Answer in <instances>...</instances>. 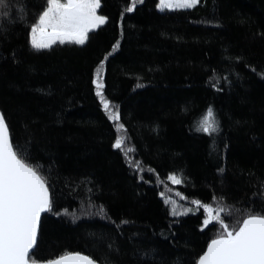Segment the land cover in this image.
Instances as JSON below:
<instances>
[{
	"label": "trees",
	"instance_id": "trees-1",
	"mask_svg": "<svg viewBox=\"0 0 264 264\" xmlns=\"http://www.w3.org/2000/svg\"><path fill=\"white\" fill-rule=\"evenodd\" d=\"M158 1L101 0L106 23L84 45L35 50L47 0H0V109L50 192L35 261L197 264L222 231L205 207L230 229L264 212V0ZM169 197L189 212L173 216Z\"/></svg>",
	"mask_w": 264,
	"mask_h": 264
},
{
	"label": "snow or ice",
	"instance_id": "snow-or-ice-1",
	"mask_svg": "<svg viewBox=\"0 0 264 264\" xmlns=\"http://www.w3.org/2000/svg\"><path fill=\"white\" fill-rule=\"evenodd\" d=\"M198 0H160L161 8H191ZM101 0H47L46 10L31 28V47L49 49L60 44L84 45L89 33L106 23L98 14ZM135 4L127 8L133 11ZM97 95L110 119L119 121L118 110L110 111V103L102 96V84L96 81ZM123 128V125H118ZM205 133L216 130V120L209 109L200 122ZM124 141L117 138L114 147ZM139 167V165H137ZM174 184L183 181L176 175L168 177ZM201 207L200 201H193ZM51 209L47 179L37 167L26 162L13 144L4 115L0 114V264H36L32 252L37 244V233L42 212ZM204 225L219 222L222 231L199 257L198 264H264V212L249 210L238 227L229 228L211 207H205ZM222 211V209L220 210ZM176 214L173 208V215ZM49 264H96L80 253H66Z\"/></svg>",
	"mask_w": 264,
	"mask_h": 264
},
{
	"label": "rangeland",
	"instance_id": "rangeland-1",
	"mask_svg": "<svg viewBox=\"0 0 264 264\" xmlns=\"http://www.w3.org/2000/svg\"><path fill=\"white\" fill-rule=\"evenodd\" d=\"M62 2H65V0H62ZM198 2H199V0H198ZM159 5H160V0L158 1V9H160V10H165V9H169V10H172V9H184V8H161ZM98 11H99V9H98ZM167 202H168V204L170 206V209H171L172 214H173V208H175L176 214L173 215L175 217H179L181 215H184V214L188 213L189 210H190L189 207H187L186 205L181 204L180 202H178L173 197H169L167 199Z\"/></svg>",
	"mask_w": 264,
	"mask_h": 264
},
{
	"label": "water",
	"instance_id": "water-1",
	"mask_svg": "<svg viewBox=\"0 0 264 264\" xmlns=\"http://www.w3.org/2000/svg\"><path fill=\"white\" fill-rule=\"evenodd\" d=\"M0 114L3 115L1 109H0ZM5 121H6V119H5ZM6 123H7V121H6ZM7 125H8V124H7ZM9 132H10V130H9ZM10 137H11V134H10ZM11 140H12V138H11ZM49 198H50V192H49ZM47 212H48V211L42 212L41 215H40V221H39L38 233H37V241H38V237H39V231H40L41 219H42L43 215L46 214ZM35 247H36V246H35ZM34 249H35V248H34ZM34 249H33V251H34ZM75 253H79V252H75ZM75 253H72V254H75ZM80 254L85 255V256H88V255L83 254V253H80ZM88 257H89V256H88ZM58 258H59V257H58ZM90 258H91V257H90ZM56 259H57V258H56ZM56 259L49 260V261H42V262H40V261H35V262H36V264H49V262L54 261V260H56ZM91 259H93V258H91ZM93 260H94V259H93ZM94 261L96 262V264H101V263L97 262L96 260H94ZM197 264H198V263H197Z\"/></svg>",
	"mask_w": 264,
	"mask_h": 264
},
{
	"label": "bare ground",
	"instance_id": "bare-ground-1",
	"mask_svg": "<svg viewBox=\"0 0 264 264\" xmlns=\"http://www.w3.org/2000/svg\"><path fill=\"white\" fill-rule=\"evenodd\" d=\"M164 191V190H163Z\"/></svg>",
	"mask_w": 264,
	"mask_h": 264
}]
</instances>
